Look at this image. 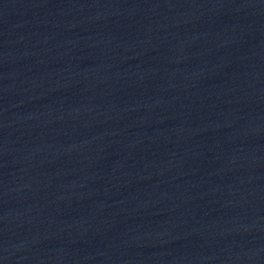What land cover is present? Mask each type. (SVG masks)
Masks as SVG:
<instances>
[{"label": "water", "instance_id": "obj_1", "mask_svg": "<svg viewBox=\"0 0 264 264\" xmlns=\"http://www.w3.org/2000/svg\"><path fill=\"white\" fill-rule=\"evenodd\" d=\"M0 264H264V0H0Z\"/></svg>", "mask_w": 264, "mask_h": 264}]
</instances>
